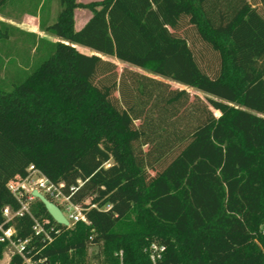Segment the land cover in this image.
Masks as SVG:
<instances>
[{"label": "trees", "instance_id": "16d2710c", "mask_svg": "<svg viewBox=\"0 0 264 264\" xmlns=\"http://www.w3.org/2000/svg\"><path fill=\"white\" fill-rule=\"evenodd\" d=\"M57 1L52 23L40 16L51 54L0 87V225L20 206L8 183L34 164L89 221L61 225L36 200L51 242L29 214L5 223L35 264H264V14L250 0ZM77 8L92 12L81 29Z\"/></svg>", "mask_w": 264, "mask_h": 264}, {"label": "rangeland", "instance_id": "374dc122", "mask_svg": "<svg viewBox=\"0 0 264 264\" xmlns=\"http://www.w3.org/2000/svg\"><path fill=\"white\" fill-rule=\"evenodd\" d=\"M41 1L42 0H9L5 9L6 14H0V19L11 25L7 26L5 29L7 33H9V36H0V87L4 90H12L15 84L24 80L26 76L37 66H39L44 60H46L52 52V46L47 41L35 39V37L19 32L20 28L23 27L22 29H26L33 27V25L39 21L37 17L26 14L24 11L28 10L29 12H33V10H36L38 4ZM250 1L264 14L263 6L259 0ZM43 5L44 6L40 11L41 14H39V17L41 16L44 21H49L50 15L53 13L54 16L55 13L57 14L58 10L60 9V3L58 4L57 0H43ZM183 28L185 30L189 29L187 24H184L182 29ZM1 33L2 32H0V34ZM189 35L191 45L196 50V52L202 54V61L206 62V58L203 56L204 45L202 42H200L197 35L193 31H191ZM45 36L49 39H58L57 36L51 33H45ZM79 48L82 51L83 49L86 50L87 53L92 52L89 48L84 46H80ZM107 58L115 61L118 64L119 71H122L124 67H132L141 72L151 74L145 69L130 66L127 63L119 61L115 57ZM165 80L170 82L175 87L186 88L193 94L197 93L202 97L205 96L204 93L199 92L192 87L182 85L170 79ZM87 202L89 203L90 200ZM97 251L98 248L96 245H91L89 247V255L91 259L97 253ZM149 251L152 253L151 246L149 247ZM8 254L9 251L6 249L4 251L3 257L0 258V264H9L10 258Z\"/></svg>", "mask_w": 264, "mask_h": 264}, {"label": "built area", "instance_id": "2783aa9c", "mask_svg": "<svg viewBox=\"0 0 264 264\" xmlns=\"http://www.w3.org/2000/svg\"><path fill=\"white\" fill-rule=\"evenodd\" d=\"M63 187V182H53L34 164H30L27 167L26 176H17L8 183V188L20 204L17 210L13 209L10 205L3 207L5 222L0 225V242L7 244L6 249L9 251L8 255L10 260L13 256L19 255L22 257L24 264H35V261L28 255L31 250L30 243L32 238H16L17 232L15 227L13 225L5 226V223L11 221L14 217L29 214L34 221V235L42 237L43 241L51 242L53 240L52 234L59 232V229H57L55 225L50 224L49 220H41L33 215L32 206L33 203L38 200V198L33 195L34 189L39 190L47 198L58 204L65 216L69 219L70 225L80 220L89 223L84 215L83 208L71 201L70 196L63 192ZM164 249V246L155 243L151 245V257L154 262L156 258L161 256V252L164 251Z\"/></svg>", "mask_w": 264, "mask_h": 264}, {"label": "crops", "instance_id": "0c3cea01", "mask_svg": "<svg viewBox=\"0 0 264 264\" xmlns=\"http://www.w3.org/2000/svg\"><path fill=\"white\" fill-rule=\"evenodd\" d=\"M79 1H82V2H90V1H96V0H79ZM88 10H86L85 8H77L75 10V21H76V28L77 29H81L86 24V22L92 17V12L91 11H88ZM25 13L26 14H29V15H33L34 17H37L39 21H37L35 23V25H33V27H29V28H26V29L25 28L22 29L23 27L20 28L19 29V32L20 33H23V34H26V35L35 37V39H41V38H43L47 42L48 41H57V40H59V38L56 40V39H51V38L49 39V38H47L45 36V33H50V32L44 30L43 27H41L40 17H39V14H40L39 7L36 10H33V12L26 11ZM56 15L57 14L55 13V15L53 16V13H52L50 15V17H49L48 23H52L54 21V19L56 18ZM38 27H39V29H38ZM76 46L79 48L81 45H76ZM83 51L84 52H87L84 49H83Z\"/></svg>", "mask_w": 264, "mask_h": 264}, {"label": "water", "instance_id": "95a60500", "mask_svg": "<svg viewBox=\"0 0 264 264\" xmlns=\"http://www.w3.org/2000/svg\"><path fill=\"white\" fill-rule=\"evenodd\" d=\"M33 195L36 196L40 202L43 203L49 214L57 223L65 226L70 225L69 219L65 216L58 204L47 198L43 193H41L37 189L33 190Z\"/></svg>", "mask_w": 264, "mask_h": 264}]
</instances>
